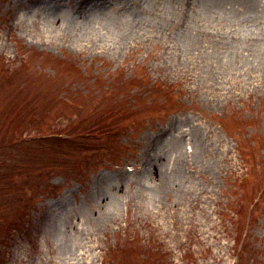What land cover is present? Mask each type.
Here are the masks:
<instances>
[{"label":"rangeland","instance_id":"obj_1","mask_svg":"<svg viewBox=\"0 0 264 264\" xmlns=\"http://www.w3.org/2000/svg\"><path fill=\"white\" fill-rule=\"evenodd\" d=\"M78 4L0 0V264H264V73L106 44Z\"/></svg>","mask_w":264,"mask_h":264},{"label":"bare ground","instance_id":"obj_2","mask_svg":"<svg viewBox=\"0 0 264 264\" xmlns=\"http://www.w3.org/2000/svg\"><path fill=\"white\" fill-rule=\"evenodd\" d=\"M108 2L81 0L80 33L93 29L117 46L159 43L176 69L210 78L264 73V0H121L117 16L102 19Z\"/></svg>","mask_w":264,"mask_h":264},{"label":"trees","instance_id":"obj_3","mask_svg":"<svg viewBox=\"0 0 264 264\" xmlns=\"http://www.w3.org/2000/svg\"><path fill=\"white\" fill-rule=\"evenodd\" d=\"M92 133V132H91Z\"/></svg>","mask_w":264,"mask_h":264}]
</instances>
